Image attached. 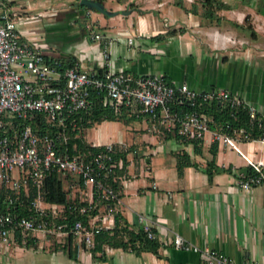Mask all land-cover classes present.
I'll return each instance as SVG.
<instances>
[{"label":"crops","instance_id":"obj_1","mask_svg":"<svg viewBox=\"0 0 264 264\" xmlns=\"http://www.w3.org/2000/svg\"><path fill=\"white\" fill-rule=\"evenodd\" d=\"M80 1L10 0L24 13L45 12L38 18L45 20L39 41L19 34L48 59H71L95 69L108 47L114 72L161 74L171 85L201 90L223 88L264 113V0H196L191 7L186 0H112L105 17L93 10L87 20L90 8ZM154 124L157 132L150 131ZM90 129L87 141L129 150L117 213L131 230L140 229V219L148 221L157 254L137 245L74 250L73 238L39 233L26 246L16 241L0 250V264H201L199 253L168 244L174 232L236 264H264V183L248 191L240 186L256 172L234 150L212 141L210 134L198 144L182 142L144 115H124ZM239 146L263 161L264 173V144ZM179 160L185 164L180 173Z\"/></svg>","mask_w":264,"mask_h":264},{"label":"built area","instance_id":"obj_2","mask_svg":"<svg viewBox=\"0 0 264 264\" xmlns=\"http://www.w3.org/2000/svg\"><path fill=\"white\" fill-rule=\"evenodd\" d=\"M92 12H85L86 20ZM25 14L32 20L45 16V12L24 13L14 9L10 0H0V196H4L0 250L7 251L16 241L26 246L39 233L59 239L72 236L74 250L91 249L95 232L115 228L120 197L105 181L123 176H115V170L124 169L123 160L113 158V144L87 139L90 147L100 150L70 154L68 136L64 135L68 120L91 108L93 93L102 96L104 105L120 119L144 115L162 125L165 134H178L187 141H203L210 134L212 141L234 150L255 170L254 176L239 182L244 190L264 183L263 161L248 156L239 146L246 141L264 144V135L251 138L242 129L230 133L212 129L208 114L197 108L212 101L231 109L246 108L251 126L264 117L254 105L223 88L201 90L185 83L171 85L161 74L114 72L108 47L95 69L75 63L61 70L58 60L48 62L43 51L20 37L15 21ZM94 38L99 40L101 35ZM132 40L128 38V43ZM175 106L187 109L177 111ZM70 124L77 126L74 119ZM157 130L156 124L150 129ZM51 172L68 191V202L46 199V179ZM73 188L81 193L79 198L69 197ZM140 223L146 236L156 240L148 221L140 219ZM167 242L176 249L199 253L201 264H236L226 254L189 244L177 232Z\"/></svg>","mask_w":264,"mask_h":264},{"label":"trees","instance_id":"obj_3","mask_svg":"<svg viewBox=\"0 0 264 264\" xmlns=\"http://www.w3.org/2000/svg\"><path fill=\"white\" fill-rule=\"evenodd\" d=\"M82 7L83 5L80 4ZM250 29V27H249ZM48 62L54 61L48 59ZM61 63L60 69L63 70L66 67L73 66L75 62L71 59H59ZM92 106L91 108L84 113H80L70 118L67 122V130L64 135L68 136V141L66 144L68 153H76L80 152H97L100 148H92L88 145L86 139L84 138L85 130L92 128L96 124L101 123L102 121H115L118 118L114 112L107 106L104 105L102 101V96H96L94 93L91 97ZM198 109L204 110L208 116L210 117L209 126L212 129L223 130L225 132L230 133V131L234 129H242L246 131L251 138L261 137L264 135V117L259 120H255L251 126H249V114L246 108L239 107L238 109H231L229 107L222 106L218 101H212L210 103H204L202 105L197 106ZM175 110L180 111L186 110L187 107H174ZM74 119L77 123L76 128L71 126V120ZM174 138L180 141L191 142L194 144H198L199 140L191 139L185 140L181 135L175 134ZM129 150H123L118 148V146L114 145L113 150V158L118 160L122 159L124 163V169L115 170V176H121L125 174L126 166H127V153ZM214 153V149H212ZM183 164L181 160H179L177 164V168L179 173L182 170ZM105 183L111 185L115 191L118 193L119 197V179L115 180L113 177H110ZM3 195L0 196V207H3L2 200ZM46 199L51 202L56 203H66L68 202V191L64 190L62 183L57 179L56 174L51 172L46 179ZM4 208V207H3ZM17 209V208H16ZM20 214H23L22 212ZM70 223H72V218L69 219ZM122 216L119 213H115V228L112 231L109 230H99L94 234V246L91 248L93 251H102L103 245H107L114 248H122L127 249L129 247H135L139 250L151 251L157 254V249L159 244L156 240L149 239L142 229L131 230L128 227L126 222H122ZM123 233L127 237L124 239L122 237ZM72 236H70V240Z\"/></svg>","mask_w":264,"mask_h":264},{"label":"rangeland","instance_id":"obj_4","mask_svg":"<svg viewBox=\"0 0 264 264\" xmlns=\"http://www.w3.org/2000/svg\"><path fill=\"white\" fill-rule=\"evenodd\" d=\"M64 1H69V0H64ZM111 1L112 0H101L100 1L104 10L109 11L114 6L115 1H113V2H111ZM257 1H260V0H257ZM185 5H187L188 7H191L190 3H186ZM177 12H178V14H180L179 10H177ZM92 15H93V13H92ZM97 15L100 17V15L104 16L105 14L102 13V12H94V16H97ZM43 21H45V20H43V19H35V20L29 19V18H27V14H25V15H23V17L21 19H17L15 21V23H16L17 30L19 32H21V33L25 32V34H23V36H25L26 39H28L29 41L32 40L31 42H34V41H39L40 40V34H41L40 30L43 29V25H42ZM246 21H247L246 24L248 26L249 22H250L249 18ZM86 29H87V31L89 33H92L93 30H94V27H92V25L89 24V26L86 27ZM28 33H32L33 35L31 34L32 36L29 37ZM52 45L55 47V43L54 42H52ZM100 128L101 127H97L98 132H100ZM92 133H93L92 129L85 130L83 135H85V138H87V137L91 138V134ZM75 190H76L75 188L70 189L69 197H71V198H73V197L79 198L80 197L81 193L78 192V191H75ZM122 237L124 239L127 238L124 233H123Z\"/></svg>","mask_w":264,"mask_h":264},{"label":"water","instance_id":"obj_5","mask_svg":"<svg viewBox=\"0 0 264 264\" xmlns=\"http://www.w3.org/2000/svg\"><path fill=\"white\" fill-rule=\"evenodd\" d=\"M80 3L87 8L97 10L104 14H108V12L103 9L101 2H99V0H81Z\"/></svg>","mask_w":264,"mask_h":264},{"label":"flooded vegetation","instance_id":"obj_6","mask_svg":"<svg viewBox=\"0 0 264 264\" xmlns=\"http://www.w3.org/2000/svg\"><path fill=\"white\" fill-rule=\"evenodd\" d=\"M203 1H208V0H203ZM195 2V0H193V3ZM246 19H248V17H246Z\"/></svg>","mask_w":264,"mask_h":264}]
</instances>
